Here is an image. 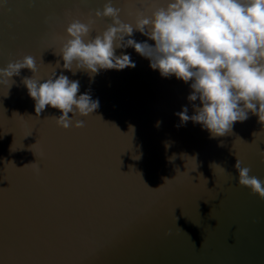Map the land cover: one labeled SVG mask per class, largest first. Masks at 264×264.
I'll use <instances>...</instances> for the list:
<instances>
[{
	"label": "water",
	"instance_id": "obj_1",
	"mask_svg": "<svg viewBox=\"0 0 264 264\" xmlns=\"http://www.w3.org/2000/svg\"><path fill=\"white\" fill-rule=\"evenodd\" d=\"M106 2L0 0V68L32 55L36 79L63 74L79 81L78 96L99 100L94 114L73 117L85 127L63 130L58 109L36 115L22 83L29 69L0 84V264H264V200L234 169L239 159L264 179V124L249 113L215 138L181 125L176 113L200 106L187 99L191 81L162 77L131 47L115 54L135 68L64 69L68 24L94 20L92 37L102 33L111 20L95 12ZM112 3L134 23L166 0Z\"/></svg>",
	"mask_w": 264,
	"mask_h": 264
},
{
	"label": "clouds",
	"instance_id": "obj_2",
	"mask_svg": "<svg viewBox=\"0 0 264 264\" xmlns=\"http://www.w3.org/2000/svg\"><path fill=\"white\" fill-rule=\"evenodd\" d=\"M95 16L109 18L111 23L94 37V20L73 19L68 24L61 48L64 69L72 70L75 64L77 69L96 74L100 70L135 68L130 55L115 54L117 48L131 47L162 77L191 81L187 99H199L200 106L194 105L195 114L191 116L187 107L176 113L181 125L188 121L200 124L215 138L231 133L233 125L248 119L249 113L264 124V0H166L154 6L150 14L138 10L134 23L123 20L121 9L107 0ZM134 31L146 35L154 45L132 39ZM25 68L33 73L22 83L35 102L37 116L51 106L61 112L58 118L53 117L61 129L85 127L84 119L73 117L94 114L99 100L87 92L78 96L79 81L63 74L57 77L54 72L48 79H36L38 64L32 55L0 68V84H8L9 89L14 83L11 78ZM260 154L264 157V151ZM29 165L39 170L38 163L24 167ZM210 167L225 171L215 163ZM234 169L238 183L264 200V179L251 175V169L242 166L239 159Z\"/></svg>",
	"mask_w": 264,
	"mask_h": 264
}]
</instances>
